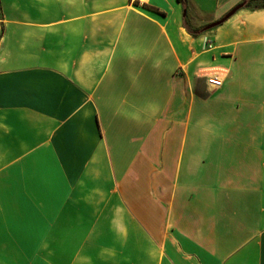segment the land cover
I'll use <instances>...</instances> for the list:
<instances>
[{"label":"crops","instance_id":"1","mask_svg":"<svg viewBox=\"0 0 264 264\" xmlns=\"http://www.w3.org/2000/svg\"><path fill=\"white\" fill-rule=\"evenodd\" d=\"M243 1L0 0V264H264Z\"/></svg>","mask_w":264,"mask_h":264},{"label":"built area","instance_id":"2","mask_svg":"<svg viewBox=\"0 0 264 264\" xmlns=\"http://www.w3.org/2000/svg\"><path fill=\"white\" fill-rule=\"evenodd\" d=\"M131 4L138 5V6H144L146 5L150 0H129ZM208 48L213 47V42L211 40L206 41ZM207 82L210 87L212 88H219L223 84L222 78L217 74H212L207 77Z\"/></svg>","mask_w":264,"mask_h":264},{"label":"trees","instance_id":"3","mask_svg":"<svg viewBox=\"0 0 264 264\" xmlns=\"http://www.w3.org/2000/svg\"><path fill=\"white\" fill-rule=\"evenodd\" d=\"M179 3H181L186 10V4L187 0H177ZM244 8H249V9H264V0H244L243 3ZM202 29L193 31V34L197 35L201 33Z\"/></svg>","mask_w":264,"mask_h":264},{"label":"water","instance_id":"4","mask_svg":"<svg viewBox=\"0 0 264 264\" xmlns=\"http://www.w3.org/2000/svg\"><path fill=\"white\" fill-rule=\"evenodd\" d=\"M244 6V4H239L237 6H235L232 10H230L225 16H223V18H221L220 20L213 22L207 26H205L204 28H202L201 32H205V31H209L219 25H221L222 23H224L225 21H227L230 17H232L238 10H240L242 7Z\"/></svg>","mask_w":264,"mask_h":264}]
</instances>
